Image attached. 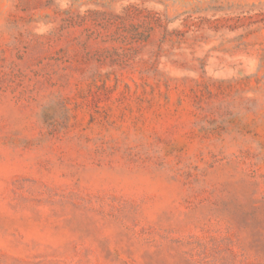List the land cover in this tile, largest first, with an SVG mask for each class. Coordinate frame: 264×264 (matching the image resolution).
I'll return each mask as SVG.
<instances>
[{
  "label": "rangeland",
  "instance_id": "374dc122",
  "mask_svg": "<svg viewBox=\"0 0 264 264\" xmlns=\"http://www.w3.org/2000/svg\"><path fill=\"white\" fill-rule=\"evenodd\" d=\"M0 264H264V0H0Z\"/></svg>",
  "mask_w": 264,
  "mask_h": 264
}]
</instances>
